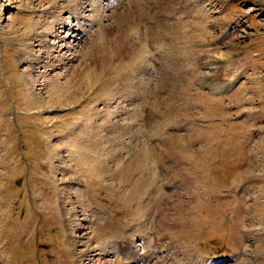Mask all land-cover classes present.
Wrapping results in <instances>:
<instances>
[{
	"label": "rangeland",
	"instance_id": "rangeland-1",
	"mask_svg": "<svg viewBox=\"0 0 264 264\" xmlns=\"http://www.w3.org/2000/svg\"><path fill=\"white\" fill-rule=\"evenodd\" d=\"M112 1L0 0V264H264V0ZM127 15L130 87L41 104Z\"/></svg>",
	"mask_w": 264,
	"mask_h": 264
},
{
	"label": "bare ground",
	"instance_id": "bare-ground-1",
	"mask_svg": "<svg viewBox=\"0 0 264 264\" xmlns=\"http://www.w3.org/2000/svg\"><path fill=\"white\" fill-rule=\"evenodd\" d=\"M116 1V0H115ZM134 2V0H133ZM137 2V1H136ZM89 3V2H88ZM113 1L111 0L110 4L112 5ZM139 3V2H138ZM97 4V3H96ZM93 7V4H89L88 7ZM135 6V5H134ZM127 9H125L127 11V13L130 12L131 7L128 6L127 4ZM117 7H114V14L117 13ZM125 11V12H126ZM140 11V10H139ZM130 16V15H129ZM127 15L126 18V22H123L120 25L116 24L117 27L116 29L113 27V25L111 24V27L107 28V32H105V34L101 35L102 31L99 33L98 35V39L96 40L97 46H95V48H93V54L91 53V50L89 51V55L87 53L86 56H84V58H86L87 56H91V59H89V61L86 64H82L80 67H78V69L76 71H74V73L71 74L70 78H68V80L64 83H60L59 82V78H57V80H54V84L56 87H58V90L53 91L55 92L54 95L52 96L51 93H49L46 96V99H42L40 100L41 104H43L44 102L47 103V105H53V103H61V102H65L62 101L61 98H67V97H72L74 94H78L79 91L85 90V91H90L92 90L95 86L101 84V82H103L105 79H107L108 77L110 79H119L120 77H122L123 73H124V84L126 86L130 87V79L128 80L129 77V72H130V66H133L132 69H137V64H138V60L136 59V53H134V51H132L131 48L136 47L137 48V44L136 46L133 45V47L130 48V39H132L130 37V27L132 28V26H130V17ZM102 20V18H101ZM139 22V21H138ZM115 25V26H116ZM135 25V24H134ZM80 27V24L78 25ZM140 26V24H139ZM138 26V27H139ZM137 28V27H136ZM146 29V28H145ZM109 30V31H108ZM94 31V30H93ZM99 32V31H98ZM160 32V31H159ZM109 33V35H107ZM161 34V33H160ZM103 36V37H102ZM134 44V43H133ZM95 49V50H94ZM137 50V49H136ZM124 57V58H122ZM83 63V61H82ZM131 69V70H132ZM162 73V72H161ZM69 75V74H68ZM59 77V76H58ZM56 78V77H55ZM65 78V77H64ZM67 78V77H66ZM51 82V81H50ZM86 82V86L82 85ZM149 82V81H148ZM123 84V85H124ZM124 85V87H125ZM164 86V85H163ZM162 87V86H160ZM165 87V86H164ZM157 88V87H156ZM159 89V87H158ZM164 89V88H162ZM77 92V93H76ZM78 97V95H77ZM73 98V97H72ZM38 99V98H37ZM39 103V102H38ZM40 104V105H41ZM129 127V126H128ZM85 132V131H84ZM69 136V135H68ZM74 140V139H73ZM112 145V144H111ZM166 146V145H164ZM77 151H80L79 147ZM165 148V147H164ZM82 149V148H81ZM151 149V148H150ZM182 150H184L181 147ZM152 151V150H151ZM82 152V151H81ZM155 152V150H154ZM171 152V151H170ZM146 155V154H145ZM144 155V156H145ZM148 156V157H147ZM146 158L149 159H153V156L150 154V152L147 153ZM87 159V158H86ZM112 159V158H111ZM91 160V159H90ZM98 160V159H97ZM92 161V160H91ZM94 161V160H93ZM109 160L107 161H103L100 162L98 161H94L93 166H89L90 168H92V170L95 172V174H100V166L103 165L105 168H109ZM115 161V160H114ZM92 164V163H91ZM111 167V166H110ZM116 167V166H115ZM147 167V166H146ZM145 167V169H146ZM112 168V167H111ZM144 167H141V170ZM103 169V168H102ZM104 170V169H103ZM106 170V169H105ZM109 170V169H108ZM115 170V169H114ZM140 170V168H139ZM147 170V169H146ZM103 172V171H102ZM107 172V171H106ZM113 172V171H112ZM105 173V171L103 172ZM109 174V173H107ZM111 174V173H110ZM146 174V172H145ZM143 174V175H145ZM102 175V173H101ZM147 175V174H146ZM99 176V175H98ZM143 177V176H142ZM141 177V178H142ZM152 177V176H151ZM144 178V177H143ZM146 179V178H145ZM147 181V179L145 180ZM139 182V181H138ZM143 182V181H142ZM146 184V183H145ZM136 185V183H135ZM140 185V184H139ZM144 185V184H143ZM142 185V186H143ZM67 186V185H66ZM141 186V187H142ZM147 186V185H146ZM145 186V187H146ZM136 187V186H135ZM140 187V186H139ZM144 188V187H143ZM64 206V205H63ZM85 220V219H84ZM121 234H124L121 232ZM125 236V235H124ZM76 237H74L73 239L75 240ZM80 240V239H79ZM116 240V239H115ZM77 244V243H76ZM84 245H82L83 247ZM87 248V247H86ZM127 248V247H126ZM119 250H121V247L117 246V244L115 243V245H113L112 248V253L110 252V254L115 255L116 253L119 254L121 252H119ZM91 253H94L95 251L98 252V254L96 255L97 257H99L100 259L97 260L98 263L100 264H112L113 262L111 261H107V259H104V257L106 256H111L108 253V250L99 246H96L94 248H91V250H88ZM128 253H121V254H125L126 258L122 257V260H120L121 256L116 255V261L115 264H127L124 262V260H128L130 262V250L127 251ZM88 252L86 251H80V256H85V254H87ZM90 253V254H91ZM135 253V252H134ZM146 253V252H145ZM143 258H145V255L143 254ZM87 257V256H86ZM118 258V260H117ZM138 258H140L139 255H134L133 257V261L135 263H142L140 261H138ZM148 259V258H147ZM146 258L145 259H141L143 260V263H146V261H148ZM103 261V262H102ZM92 262V261H91ZM4 263V260L2 262ZM94 263V262H93Z\"/></svg>",
	"mask_w": 264,
	"mask_h": 264
}]
</instances>
